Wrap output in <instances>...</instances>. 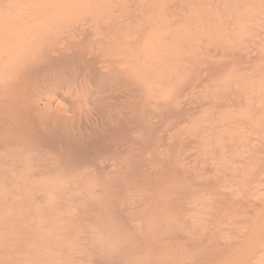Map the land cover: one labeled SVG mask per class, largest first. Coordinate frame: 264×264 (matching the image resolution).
Wrapping results in <instances>:
<instances>
[{
  "label": "bare ground",
  "instance_id": "bare-ground-1",
  "mask_svg": "<svg viewBox=\"0 0 264 264\" xmlns=\"http://www.w3.org/2000/svg\"><path fill=\"white\" fill-rule=\"evenodd\" d=\"M0 209H74L52 264H264V0H0Z\"/></svg>",
  "mask_w": 264,
  "mask_h": 264
},
{
  "label": "rangeland",
  "instance_id": "rangeland-1",
  "mask_svg": "<svg viewBox=\"0 0 264 264\" xmlns=\"http://www.w3.org/2000/svg\"><path fill=\"white\" fill-rule=\"evenodd\" d=\"M5 210H6V211H5ZM9 210H10V209H8V210H7V209H0V212H1V213H0V220H1L0 226H1L2 229H3V230H2L1 227H0V232H1V233H0V237L2 236V238H0V239H1V240H0V245L2 246V244H4V246H5V247L2 246V247H4L3 249H2V247L0 246V249H2V250H0V251H1V252H0V257H1V258H0V259H1V260H0L1 263H0V264H8V263H4L5 260H6V258H7L6 262H9V263H10L11 261H13L14 259H16L17 257H18V261H19V259H21V260H23V259H24V260H25V259L28 260V259H29V260L27 261L29 264H30V263H32V264H43V263H42L43 261L41 260L43 256L46 258V259L43 258V260H44V264H52L50 261H49V263L46 262V261L49 260V258H48L49 256L47 257V255L50 254L49 252H52L51 249H50L51 247L49 248L50 245H47L48 243H47L46 241H42V240H44V238H41V237L43 236L42 230H41V233H39L40 235L37 233V231L39 232L38 228L41 227V225H40V221H41V219H42V222L45 221L46 218L49 217V215L51 214L50 211L52 212V214L50 215V218H49V219L51 220V219H54V217L52 218V215L55 216L56 214H57V215L60 214L61 210L58 209V210H59V211H58L57 209H51V210H50V209H49V210L44 209L45 211L47 210V212H48V215H46L47 213H46L45 211L42 212L43 209H42V210H41V209H37V210H41V213H40V211H38V212L40 213V217H39V213H36V212H37L36 209H34L35 212L32 211L33 209H26L27 211H26L25 209H19L20 211H18L17 209H15L16 211H14V209H12V210H13V213H11L12 210H11V211H9ZM21 210H22V212H21ZM54 210H56V214H55V211H54ZM65 210H66V211H65ZM69 210H70V211H69L70 213L74 211V209H73V210H72V209H69ZM2 211H3V213H2ZM17 211H18V212H17ZM25 211H26V212H25ZM30 211H31V215H29V214H30V213H29ZM53 211H54V212H53ZM14 212H17V213H14ZM20 212H21V213H20ZM24 212H25V213H24ZM32 212H33V213H32ZM44 212H45V214H44ZM58 212H59V213H58ZM69 212H68L67 209H64V210L62 209V212H61V213H62V215H64V214H67V213H69ZM10 213H11V214H10ZM19 213H20V214H19ZM34 213H36V216H35ZM9 214H10V215H9ZM16 214H17V215H16ZM23 214H24V215H23ZM32 214H34V215H32ZM41 214H43V216L45 215V216H47V217L44 216V217H45V218H44V217H42ZM54 214H55V215H54ZM2 215L4 216L3 220H4V222L6 223V226H5V224H4V222H3L2 218H1ZM5 215H6V216H5ZM13 215H16V216H14V218H17V220H19V221H17L16 219L12 220ZM21 215H22L23 217H20ZM27 215H29V216H27ZM9 216H10L11 218H9ZM17 216H18L19 218H18ZM24 216H26V217H24ZM31 216H32V217H31ZM33 216H34V217H33ZM37 216H38V217H37ZM5 217H6V218H5ZM28 217H29V219H28ZM36 217H37V218H36ZM21 218H23V219H21ZM32 218H33V219H32ZM38 218H39V219H38ZM5 219H7V220L5 221ZM37 219H38V220H37ZM43 219H45V220H43ZM15 220L17 221V223L15 222ZM47 220H48V218H47ZM10 221H11L12 223H11ZM13 221H14L15 223H14ZM21 221H22V222H21ZM28 221H29V223H28ZM31 221H33V222H31ZM34 221H35V222L37 221V223H35ZM38 221H39V223H38ZM7 222H8V223H7ZM20 222H21V223H20ZM26 222L28 223L29 226H30V222H31L32 225L29 227V226L27 225ZM10 223H11V225H12L13 227L10 225ZM13 223H14V224H13ZM19 223H20V226H19ZM48 223H50V221H49ZM2 224L4 225V227H3ZM7 224H8V225H7ZM21 224H22V225H21ZM23 225H26V226H24L25 230H24V228H23ZM36 225H37V226L39 225L40 227L38 226V228H37ZM9 226L12 227V229H11ZM17 226H18V227H17ZM32 226L34 227V229H33ZM35 226H36V227H35ZM20 227H21V228H20ZM26 227H27V229H26ZM31 227H32V228H31ZM8 228H9V230H8ZM15 228H16L17 230H19V231L21 230V231H20L21 233H20V232H17ZM22 228H23V229H22ZM10 229H11V231H10ZM13 229H14V231H13ZM30 229H32L33 234H32V232L30 231ZM35 229H36V230H35ZM34 230H35L36 232H34ZM4 231H5L6 233H5ZM8 231H9V232H8ZM23 231H24L25 233H23ZM43 231H44V230H43ZM2 232H3V234H2ZM16 232H17V233H16ZM29 232H30V233H29ZM10 233H11V234H10ZM13 233H16V234H14V235H16V236H14ZM26 233H27L28 236H29L30 234H32V235H30V237L28 238V236L26 235ZM35 233H36V234H35ZM6 234H8L10 238H8V235L6 236ZM17 234H18V235H17ZM19 234H20V236H19ZM24 234H25L26 236H25ZM3 235H4V237H3ZM11 235H12V236H11ZM33 235H34V237H33ZM41 235H42V236H41ZM17 236H19V237H17ZM22 236H25V237H22ZM40 236H41V237H40ZM6 237H7V238H6ZM12 237H13V242H12ZM31 237H32V238H31ZM35 237H36V238H35ZM37 237H39V238L37 239ZM44 237H46V236L44 235ZM20 238H21V239H20ZM33 238L35 239V241H36V240H38V241L41 240L40 243L37 241L41 246H40L38 243L36 244V242H35L34 244H31L32 241H34ZM40 238H41V239H40ZM9 239H11V241H10ZM17 239H18V241H19L20 243L17 241ZM24 239H26V240L23 241ZM28 239H29V240H28ZM30 239H31V241H30ZM3 240H4V241L6 240V241L4 242ZM7 240H8V241H7ZM14 240H15V241H14ZM16 241H17V242H16ZM21 241H22V242H21ZM28 241H30V242H28ZM8 242H9V243H8ZM10 242H12L13 244L10 243ZM43 242H44V243H43ZM14 243H15L16 245H15ZM29 243H30L31 245H29ZM41 243H42V244H41ZM74 243H76V242H74ZM74 243H73V245H75V246H74V249H76L77 246H76V244H74ZM7 244H8V245H7ZM10 244H11V245H10ZM19 244H21L22 246L19 245ZM27 244H28V245H27ZM6 245H7V246H6ZM9 245H10V246H9ZM13 245H14L15 248L12 247ZM43 245H44V247H42ZM45 245H46V247H47L46 249H45ZM18 246H19V247H18ZM34 246H37V247H38V248L36 247V248H37L36 251H37V252L40 251V253H36L35 249H33ZM22 247H23V249H22ZM72 247H73V246H72ZM10 248L13 249L14 251L11 250ZM17 248H18V249H17ZM20 248H21V249H20ZM24 248H27V249L29 248V249H28V251H26ZM39 248H40V250H38ZM4 249H5V250H4ZM7 249H9V250L7 251ZM15 249H16V251H15ZM19 249H20V250H19ZM31 249L33 250L32 252L35 251L34 254L31 252ZM44 249H45V250H48V251L44 252L45 255H43V250H44ZM21 250H22V253H24V254H22V253L20 252ZM24 250H25V251H24ZM4 251H5V253L2 255V252H4ZM12 251H13L14 253H17L16 256H15V254L12 253ZM23 251H24V252H23ZM8 252H9L10 254H9ZM18 252H19V253H18ZM41 252H42V253H41ZM25 253L29 254L30 256L27 255V254L25 255ZM46 253H47V254H46ZM19 254H22V256L24 255V257L19 256ZM53 254H54V253H53ZM80 254H81V251H80ZM1 255H2V256H1ZM31 255H32V256L35 255V257H36L37 259H36L34 256L32 257ZM42 255H43V256H42ZM7 256H8V257H7ZM25 256H26L27 258H26ZM37 256H38V257H37ZM81 256H84V252H83V254H82ZM3 257H6V258L3 259ZM14 257H16V258H14ZM20 257H21V258H20ZM29 257H30V258H29ZM9 258H12L13 260H12V259H9ZM34 258H35V260L32 261V259H34ZM38 258H39L40 260H38ZM47 258H48V259H47ZM2 259H3V262H2ZM9 260H10V261H9ZM24 260H23V262H24ZM26 260H25L24 263H23L22 261H19V262H20V263H19V262L17 261V259H16V262H15V260H14L13 263L11 262L10 264H16V263H17V264H21V263H22V264H27ZM30 260H31V261H30ZM29 261H30V262H29ZM35 261H36L37 263H35ZM14 262H15V263H14ZM45 262H46V263H45ZM73 264H77V263H73Z\"/></svg>",
  "mask_w": 264,
  "mask_h": 264
}]
</instances>
